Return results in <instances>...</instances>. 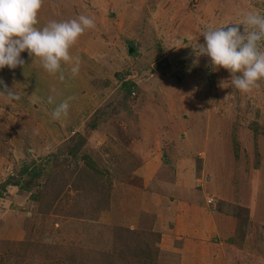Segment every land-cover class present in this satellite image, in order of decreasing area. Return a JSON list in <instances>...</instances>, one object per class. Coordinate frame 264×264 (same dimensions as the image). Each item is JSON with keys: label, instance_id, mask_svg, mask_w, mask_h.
Masks as SVG:
<instances>
[{"label": "rangeland", "instance_id": "374dc122", "mask_svg": "<svg viewBox=\"0 0 264 264\" xmlns=\"http://www.w3.org/2000/svg\"><path fill=\"white\" fill-rule=\"evenodd\" d=\"M248 12L264 14V0H43L36 27L86 15L95 28L70 49L80 61L76 76L64 64L63 79L49 75L27 51L23 67L0 69V264H167L172 253L161 250V233L139 204L153 191L146 185L152 175L140 172L141 154L174 158L173 142L188 138L190 145L199 136L194 117L222 147L224 163L234 162L235 188L252 183L260 193L254 216L248 206L255 193L229 203L211 193L208 211L228 213L237 232L209 238L199 257L224 264L223 243L235 239L236 264H264V80L241 93L226 69L194 52L209 27L241 22ZM5 85L20 98L9 100ZM68 97L69 115L52 119ZM152 128L166 138L157 152L145 146ZM185 230L179 255L207 242ZM21 231L19 240L6 238Z\"/></svg>", "mask_w": 264, "mask_h": 264}, {"label": "crops", "instance_id": "0c3cea01", "mask_svg": "<svg viewBox=\"0 0 264 264\" xmlns=\"http://www.w3.org/2000/svg\"><path fill=\"white\" fill-rule=\"evenodd\" d=\"M94 69L95 68H93V70ZM156 81L157 80H154L155 83H157ZM174 106L178 107L180 110V106L177 105V103ZM154 122L155 120H153V123ZM153 123L150 124L151 127H153ZM192 123L194 125L197 124L196 127L199 130L198 138L190 145H186L188 138L173 142L170 147L172 151L171 156H174V158L164 159V154L162 155L161 152L156 151L159 142L161 140L162 142L165 141L166 138H164V134L160 137V133H158L155 128L150 130L153 132H148L150 134L147 133L148 140L153 142L149 143L146 141L148 145L145 146L151 151L155 150L157 155L151 157L152 155L147 156V154H141L142 158L146 157L147 159L144 158L145 164L140 168V172L152 175L150 181H148L146 185L153 191L143 192L139 204L144 207L143 212L150 213L156 231L161 233V250L163 252L167 250V252L172 253L167 264H170L169 262L171 259L177 260L174 261L173 264H203V260L199 257V254L202 252L200 248L206 247L209 238L212 237L217 240L216 235L223 234L225 237L230 235L229 239H233V236L237 232V222H235L233 217H230L228 213L217 218H214V216L210 214L208 210H210L211 203L208 202L210 196H212L211 193L221 196V199H226L224 203L235 200L239 197L240 193L244 191L248 194L246 196L242 193L241 197L245 196L246 201H248L251 197L250 195L255 193L254 196L251 197L252 202H250L251 204L248 206V213L254 216L256 209L258 212L256 201H259L260 193L257 191L256 187V191L254 190L253 192L255 185L251 183L252 187L250 190H245L244 188L237 190V188H235L237 187L236 183H234V178L236 176L234 162L233 165L230 164V166L224 163L225 158L220 153L222 147L217 144L215 140H210L205 132L206 129L202 128L203 123L199 121L198 118L194 117ZM154 124L156 125V123ZM161 129L162 128H160V130ZM173 136L174 134L172 132H165V137L172 139ZM178 137L182 138L183 135L179 134ZM141 146H143V144H141ZM141 146L138 145L137 148L142 150ZM167 146L169 147V144ZM181 155L190 158L182 162L181 158L184 157H178ZM149 157L151 158L149 159ZM198 159L203 163L201 167L198 165ZM215 165L217 168H214ZM133 220H135V218H133ZM128 227L134 229L133 227L135 226L132 225ZM7 228L8 225L7 227H3L2 231H5ZM184 230L188 236L192 234L200 239L204 237L207 242L200 244L199 247L191 245L188 247L187 245V248L184 247V249L181 250V256V254L179 255L175 250V245L176 241L182 239L180 233ZM22 237L23 231H21L19 236L6 234L7 239H12L14 241ZM189 241V243L194 242L192 240ZM201 241L202 240H200V242ZM234 242L237 243L235 239ZM166 243H169L168 246L165 245ZM235 243H223V253L221 250L220 254H223L221 259H223L222 262L224 264L226 262L230 263L231 261L235 264L238 263L237 259L240 258L238 252L241 251V248L236 246ZM217 246L218 245H212V248L214 249V247ZM169 249L172 252H170ZM161 264H164V261H162ZM212 264L214 263L212 262Z\"/></svg>", "mask_w": 264, "mask_h": 264}, {"label": "clouds", "instance_id": "9594fccd", "mask_svg": "<svg viewBox=\"0 0 264 264\" xmlns=\"http://www.w3.org/2000/svg\"><path fill=\"white\" fill-rule=\"evenodd\" d=\"M42 5L43 0H0V69L23 67L21 53L27 51L29 57L39 58L49 75L61 73L60 79H63L64 64L71 65L70 72L76 76L80 61L78 57L73 60L70 49L86 30L95 28L94 18L80 15L65 21L52 20L38 28ZM202 35L204 43H198V51L194 50L197 58L207 56L212 68L226 69L232 86L241 93H251L260 87V81L264 80V51L261 50L264 14L248 12L241 22L209 27ZM197 64L198 59L193 61V66ZM2 92L9 100L20 98L6 85ZM72 99L68 97L59 103L51 113L52 119L67 117ZM48 102L54 103V98L49 96Z\"/></svg>", "mask_w": 264, "mask_h": 264}, {"label": "trees", "instance_id": "16d2710c", "mask_svg": "<svg viewBox=\"0 0 264 264\" xmlns=\"http://www.w3.org/2000/svg\"><path fill=\"white\" fill-rule=\"evenodd\" d=\"M129 91H130V89H128ZM34 173V175L35 174H37L38 175V173L37 172H33ZM6 183H9V182H6ZM14 185H16V186H19V183H15ZM132 230V229H131ZM133 231V230H132Z\"/></svg>", "mask_w": 264, "mask_h": 264}, {"label": "water", "instance_id": "95a60500", "mask_svg": "<svg viewBox=\"0 0 264 264\" xmlns=\"http://www.w3.org/2000/svg\"><path fill=\"white\" fill-rule=\"evenodd\" d=\"M133 48H130V52L132 51Z\"/></svg>", "mask_w": 264, "mask_h": 264}]
</instances>
